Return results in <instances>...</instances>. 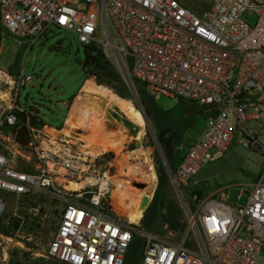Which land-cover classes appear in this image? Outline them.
<instances>
[{"label":"built area","instance_id":"built-area-1","mask_svg":"<svg viewBox=\"0 0 264 264\" xmlns=\"http://www.w3.org/2000/svg\"><path fill=\"white\" fill-rule=\"evenodd\" d=\"M202 1L207 7L196 12L184 0H0V30L19 46L31 47L53 27L72 32L92 54L100 51L134 92L142 87L154 98L194 101L213 112L200 137L176 145V153H185L165 166L185 222L174 238L144 228L142 217L132 223L119 216L99 155L85 154L82 139L70 140L19 106V90L32 75L2 71L0 143L17 151L5 130L26 129L27 160L35 167L18 168L14 151L0 148V191L54 201L58 216L47 256L62 264H125L140 235V264H264V167L243 205L229 203L222 190L202 196L184 189L202 165L223 155L235 131L244 146L264 152L263 129L243 124L263 121L264 128V0ZM245 13H255L253 24ZM71 180L85 183L69 189ZM6 206L0 195V216Z\"/></svg>","mask_w":264,"mask_h":264},{"label":"rangeland","instance_id":"rangeland-1","mask_svg":"<svg viewBox=\"0 0 264 264\" xmlns=\"http://www.w3.org/2000/svg\"><path fill=\"white\" fill-rule=\"evenodd\" d=\"M184 3L196 12L207 7L202 0H184ZM244 17L250 24L256 20L255 13H245ZM3 37L0 34V42L3 41V47L0 46V70L13 77L21 70H24L25 74L32 75L30 83L19 90V106L26 111L37 112L43 122L60 128L59 133L68 135L72 141L82 139L84 145L92 144L114 132L113 138H123L122 153L133 150L136 146V141L128 134L127 129L124 133H119L122 124L114 119L105 117L104 125L94 130H87L82 124L79 128L65 124L74 98L87 79H93L95 84L107 87L121 98L132 100L148 123L145 125L146 133L141 140V145L152 147L155 172L159 168L157 185L145 207V209L148 207L156 194L151 208L155 209L158 217L153 223L152 230L174 238L180 237L185 232V222L179 199L168 181L165 166L167 163L175 162L185 153L186 148L178 153L174 152L173 158H167L164 146L157 142L158 129L164 125H173L178 131L179 141L176 145L181 143L188 145L200 137L205 128L206 117L213 112L197 102L179 98L160 96L153 97L152 101L146 100L144 103L141 93L134 92L135 98L132 89L124 83L111 62H109L110 77L105 74L104 69L85 62L84 45L72 32L53 27L29 48L25 45L19 46L14 41L3 39ZM55 47L60 49L55 50ZM80 61L85 62V68ZM86 69L89 71L86 72ZM1 75L5 76L2 73ZM96 107L102 108L99 104H96ZM2 109L3 107L0 106V118L3 115ZM262 122L250 121L243 124L256 132L262 129L264 132ZM5 131L10 133L11 142H18V149L15 151V147H5V144L1 143L0 148L8 154L9 148L14 151L13 158L18 168L33 170L35 167L33 160H27L30 156V151L25 146L29 138L27 130L21 128L16 133L15 128H8ZM48 131L52 134L56 133L53 129ZM239 137V132L235 131L223 155L202 165L188 179L184 187L188 195L197 193L204 196L219 193L222 190L228 195L229 203L243 205L246 202L249 185L257 180L264 167V152L259 148L244 146L239 142ZM116 157L113 150H106L101 153V156L100 154L97 156L96 164L105 165L109 168L111 175H114L118 173ZM130 177L132 179L133 175L125 178ZM138 178L134 176L132 180L136 183L142 182ZM238 194H240L239 199H237ZM0 195L5 197L8 192L0 191ZM110 201L113 204L112 198ZM112 208L119 216L126 219L121 212L114 209L113 205ZM163 215L175 220L174 228H170L162 221ZM57 216L58 209L54 201H50L43 195L32 194L27 199L12 195V205H7L0 216V229L3 232H0V264H62L46 254ZM15 222H18L17 227L14 226ZM142 245L143 237L134 235L127 249L125 264H140Z\"/></svg>","mask_w":264,"mask_h":264},{"label":"bare ground","instance_id":"bare-ground-1","mask_svg":"<svg viewBox=\"0 0 264 264\" xmlns=\"http://www.w3.org/2000/svg\"><path fill=\"white\" fill-rule=\"evenodd\" d=\"M1 72L2 70H0V74ZM131 91L136 98L133 89ZM101 103L102 105H100ZM96 104H99L102 108H97ZM107 109L122 113L139 126L138 133L133 137L136 141L135 148L122 153L123 138H113L114 132H111L109 136L103 137L98 142L83 145L82 151L91 156L99 155L106 150H113L116 153L118 173L111 175L109 178L111 183L110 196L113 200L114 209L121 212L129 222L133 223L143 217L145 209L143 198L150 199L157 185V175L152 161L153 149L151 146L144 147L141 145V140L146 133L145 125L148 124L144 114L134 106L131 99L121 98L107 87L95 84L93 79H87L74 98L73 105L65 119V124L74 128H79V125L82 124L87 130L101 128L105 123ZM119 131V133H124L126 128L121 126ZM131 174L133 175L132 179L134 176L141 179L142 187L137 186L136 181L132 180L131 177L125 178ZM84 183V180L80 182L71 180L68 182L67 187L78 189Z\"/></svg>","mask_w":264,"mask_h":264},{"label":"trees","instance_id":"trees-1","mask_svg":"<svg viewBox=\"0 0 264 264\" xmlns=\"http://www.w3.org/2000/svg\"><path fill=\"white\" fill-rule=\"evenodd\" d=\"M84 50H85V55H86L85 62L91 63L96 68L104 69L105 74L110 77L111 69L109 67V61L104 59V57L101 54V52L97 51L96 53L92 54L91 52L93 50V47H90V46H84ZM138 92L141 93L142 100L144 101V103H145L146 100H148V101H152L153 100V97L150 96L149 94H147L142 87H139ZM178 141H179V139H175L174 146L176 145V142H178ZM174 152H175V149L173 150L171 158H173ZM175 162L172 161L170 163V165L173 166V164ZM158 170H159V168L156 169V175H158ZM155 198H156V194L153 197V200L151 201V203L148 205V207L143 211V217L141 218V225L144 228H146V229H151L152 230L153 223L156 221V219L158 217V213L155 211V209L151 208L152 203L154 202ZM161 219H162L163 222L168 224V226L170 228L171 227L174 228L173 222L175 220L172 217L170 218L167 215H163L161 217ZM17 224H18V222H15L14 226L17 227ZM0 232H2L1 229H0Z\"/></svg>","mask_w":264,"mask_h":264},{"label":"water","instance_id":"water-1","mask_svg":"<svg viewBox=\"0 0 264 264\" xmlns=\"http://www.w3.org/2000/svg\"><path fill=\"white\" fill-rule=\"evenodd\" d=\"M60 49V47H55V50ZM80 64L82 65L83 68H85V65L83 63V61H80ZM89 69H86V72H88ZM102 105V103L100 104ZM106 117L109 119H114L117 122L121 123L122 126H124L127 129V132L130 136H136V134L139 131V126L137 124H135L134 122L130 121L128 118H126L122 113L118 112V111H114L111 109H107V114ZM167 131V129H163L160 131V133L157 135V142L159 144H162L164 146L165 149V154L167 156V158H171L172 153H173V149H174V144H173V133L168 135L165 138H162V134H164ZM152 158H153V153H152ZM137 186L142 187L143 183L142 182H138L136 183ZM149 202V199L147 197L143 198V204H145V207L147 206Z\"/></svg>","mask_w":264,"mask_h":264},{"label":"flooded vegetation","instance_id":"flooded-vegetation-1","mask_svg":"<svg viewBox=\"0 0 264 264\" xmlns=\"http://www.w3.org/2000/svg\"><path fill=\"white\" fill-rule=\"evenodd\" d=\"M163 129H167V131H166L164 134H162L161 137H162V138H165V137H167L168 135H170V134L173 133V138H172V140H173V144H174L175 139H177L178 131L175 130V128H174L173 125H164L163 127H160V128L158 129V134H159L160 131L163 130Z\"/></svg>","mask_w":264,"mask_h":264},{"label":"crops","instance_id":"crops-1","mask_svg":"<svg viewBox=\"0 0 264 264\" xmlns=\"http://www.w3.org/2000/svg\"><path fill=\"white\" fill-rule=\"evenodd\" d=\"M0 34L4 36L3 39H4V38L10 39V37H9L6 33H4L2 30H0ZM10 40H11V39H10ZM0 46L3 47V41L0 42ZM2 51H3V50H2ZM174 164H175V163H174ZM174 164H173V165H174ZM12 195H15V194L8 193V195L5 196V199H6L7 205H12Z\"/></svg>","mask_w":264,"mask_h":264}]
</instances>
